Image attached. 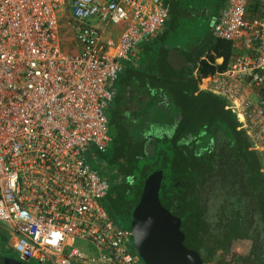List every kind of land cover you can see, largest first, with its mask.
I'll return each instance as SVG.
<instances>
[{"label":"built area","instance_id":"obj_1","mask_svg":"<svg viewBox=\"0 0 264 264\" xmlns=\"http://www.w3.org/2000/svg\"><path fill=\"white\" fill-rule=\"evenodd\" d=\"M168 13L162 0H0V227L20 262L141 264L85 152L108 149L103 112L120 61ZM109 25H123L116 43ZM211 32L232 56L199 87L228 104L264 172V0H227Z\"/></svg>","mask_w":264,"mask_h":264},{"label":"trees","instance_id":"obj_2","mask_svg":"<svg viewBox=\"0 0 264 264\" xmlns=\"http://www.w3.org/2000/svg\"><path fill=\"white\" fill-rule=\"evenodd\" d=\"M163 1L169 9L167 20L174 24L195 16L217 18L227 0ZM163 34L164 29L141 41V62H124L112 83L117 95L112 102L117 104L112 115L117 139L109 144L111 152L106 150L110 156L105 152L102 157L112 164V177L119 181L114 197L120 216L123 213L131 220L146 178L161 172L159 201L180 219L184 246L196 251L203 264H227L231 255L236 264H264L261 158L243 130L235 131L239 124L230 111L231 130L222 133L201 123L199 110L201 97L218 106L225 103L211 92L200 91L198 80L226 68L232 56L231 44L215 39L210 30L197 45L181 49L197 69L195 79L191 70L174 72L167 62L169 49L161 45L155 48ZM217 59L223 62L217 65ZM129 91L139 98H134L135 107L125 115L121 104ZM153 126L163 133L150 143L147 131ZM125 176L131 178L132 186L125 182ZM108 185L106 197L111 190ZM121 222L127 224L122 218ZM10 240V234L0 228V260L13 259L9 256ZM239 245L247 247L245 259L249 261L231 252Z\"/></svg>","mask_w":264,"mask_h":264},{"label":"rangeland","instance_id":"obj_3","mask_svg":"<svg viewBox=\"0 0 264 264\" xmlns=\"http://www.w3.org/2000/svg\"><path fill=\"white\" fill-rule=\"evenodd\" d=\"M215 20L216 18L211 19L210 16H200V17L195 16L192 19L184 18V19L178 20V22L174 24H171L168 20H166L165 25L163 27L164 29L163 39L161 41L158 40L155 43V48L158 47V45L159 46L161 45L169 49V52H170L175 48L184 49V48H188L189 45L190 47H193L197 45L196 43H198L211 30L212 25L215 22ZM59 25L61 28L60 29L61 33L66 34L67 28H66L65 19H62L61 21H59ZM122 30H123V25H120V26L109 25L108 28L106 29V34L111 33L110 35L112 36V40L114 41V43H116V40H117L116 38L120 35ZM148 40L150 39H147L146 41ZM62 45H63V48L66 50L72 49L69 39L65 41L63 38ZM142 47H143V42L140 43L135 48L134 53L136 55L140 54V52L142 51ZM155 48H152V49H155ZM152 54L153 53L151 52V55ZM112 87L115 88V84H112ZM201 98L202 100L200 102V107H199V110L201 112V118H203L201 123L211 125L212 128L216 132L217 131L222 132V133L229 132L232 127V122H231L232 116H230L228 104L222 103L220 106H218L217 103L208 101L206 99L208 97H201ZM116 105L117 104L115 102L114 103L111 102L109 106L103 112L107 120V124H106L107 134L113 143L117 139L116 128L114 126L115 123H114L113 116H112ZM214 125H216L217 127ZM242 130L243 129L241 128L240 125H238L235 128V131L237 132H242ZM108 149H109V152H111V145L109 146ZM104 154L105 153L103 154L97 153L94 150L93 146L91 145L86 146L85 156L88 161V164L92 167V169L98 172L100 177L106 179L111 186L110 188L111 190L109 192L108 197H106L101 202V204L106 208V210L108 211V214L112 217L116 225L125 227V228H130L131 223H127L126 225L121 224L123 222H121V216L119 213L120 208H118L117 202L114 197V194L117 193L118 191L117 183L119 185V181L118 179L112 177L113 166L112 164L109 165L106 159L102 157ZM106 155L110 156V153L106 152ZM0 228H3V227H0ZM3 229L6 230L5 228ZM11 252L12 253H10L9 256L12 257L13 259L18 260L19 256L14 252V249L12 247H11ZM231 252L233 254H238V255L243 256L244 261H249L248 258L245 259L248 254L246 246L245 247L244 245L234 246ZM227 264H236V262H234L233 255L228 256Z\"/></svg>","mask_w":264,"mask_h":264},{"label":"water","instance_id":"obj_4","mask_svg":"<svg viewBox=\"0 0 264 264\" xmlns=\"http://www.w3.org/2000/svg\"><path fill=\"white\" fill-rule=\"evenodd\" d=\"M167 62L176 73L183 68L193 70V64L188 63L180 51H170ZM161 180V172H155L144 182L130 224L134 247L143 264H203L196 251L184 246L185 236L180 219L161 205ZM9 244L13 247V239ZM0 264L25 263L8 258L0 260Z\"/></svg>","mask_w":264,"mask_h":264},{"label":"crops","instance_id":"obj_5","mask_svg":"<svg viewBox=\"0 0 264 264\" xmlns=\"http://www.w3.org/2000/svg\"><path fill=\"white\" fill-rule=\"evenodd\" d=\"M163 1V0H162ZM164 2V1H163ZM165 4V3H164ZM168 6V5H167ZM219 15V14H218ZM163 27L164 26H162V28L158 31V32H160L162 29H163ZM113 35V34H112ZM114 36V35H113ZM120 36V35H119ZM119 36L116 38L117 40H118V38H119ZM155 37V36H154ZM109 38V37H108ZM153 38V37H152ZM152 38H148V39H152ZM110 40H112V36L109 38ZM117 40H116V42H117ZM144 40H147V39H144ZM112 42L114 43V41L112 40ZM140 44V43H139ZM138 44V45H139ZM137 45V46H138ZM136 46V47H137ZM135 47V48H136ZM135 48H134V50H135ZM134 50L132 51V52H130L128 55H130V56H127V60H121L120 62H121V65H122V67H123V64H124V62H138V63H140L141 62V59H142V57H141V54L143 53V52H140V54H138V55H136L135 53H134ZM173 50H176V51H180L181 53H182V51H181V49L180 48H175V49H173ZM169 53V52H168ZM183 54V53H182ZM168 55V54H167ZM217 60H220V59H217ZM216 60V61H217ZM187 61V60H186ZM215 61V62H216ZM188 63H190V64H192L191 62H189V61H187ZM222 62H223V60H222ZM183 69H185V70H190V69H187V68H183ZM183 69H181L179 72H182L183 71ZM195 70H197V69H194V66H193V70H191L192 71V76L196 79V77L197 76H195L194 74H193V71H195ZM178 72V73H179ZM184 73V72H183ZM199 82H200V80H198ZM112 85V84H111ZM110 89L112 90H114V87H111L110 86ZM198 89L200 90V91H206V90H202L200 87H199V83H198ZM112 90V92H113V94H114V96H113V100H114V98H116L117 97V95H116V91L114 90L113 91ZM209 92V91H208ZM124 96V101H123V104H121V107L122 108H124V111H125V115H127V114H129L128 112L129 111H131V110H133V108L135 107L134 106V98H139L136 94H132L130 91L128 92V93H126L125 95H123ZM128 98H131L132 100L131 101H128ZM113 100H112V102H113ZM225 104H226V102H225ZM109 106V105H108ZM124 115V116H125ZM106 122H107V120H106ZM107 124V123H106Z\"/></svg>","mask_w":264,"mask_h":264},{"label":"flooded vegetation","instance_id":"obj_6","mask_svg":"<svg viewBox=\"0 0 264 264\" xmlns=\"http://www.w3.org/2000/svg\"><path fill=\"white\" fill-rule=\"evenodd\" d=\"M147 132H148V133H147V138H148L147 140L150 141V143H152L154 137H155V136L158 137L159 134H162V133H163V130L160 129V128H157V127H155V126H153L152 129L148 130ZM148 177H149V176H148ZM148 177H147V178H148ZM147 178H146V179H147ZM124 180H125V182H129V183H130V186H132L133 182L131 181V178H130L129 176H125ZM145 181H146V180H145ZM135 207H136V206H135ZM135 207H134V209H135ZM134 209L132 210V213H131V220H130V221H129L128 217H126L123 213L121 214V218L124 219L127 223H131V221H132V215H133V211H134ZM129 229H130V228H129ZM135 250H136V249H135ZM136 256H137L138 260L140 261V263L143 264V261H142L141 258L139 257L137 251H136Z\"/></svg>","mask_w":264,"mask_h":264}]
</instances>
